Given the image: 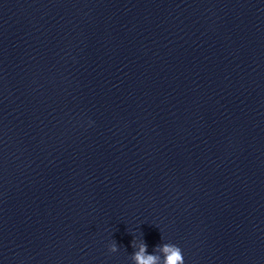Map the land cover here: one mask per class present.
Returning <instances> with one entry per match:
<instances>
[{
	"label": "clouds",
	"instance_id": "obj_1",
	"mask_svg": "<svg viewBox=\"0 0 264 264\" xmlns=\"http://www.w3.org/2000/svg\"><path fill=\"white\" fill-rule=\"evenodd\" d=\"M137 245L133 242V247ZM118 246L113 243L110 247L111 252H116ZM154 252L161 253L164 256L163 264H184V256L179 246L175 244L166 243L159 245L154 249ZM160 255H150L147 253V245L141 240L139 244V251L133 255V260L137 264H160Z\"/></svg>",
	"mask_w": 264,
	"mask_h": 264
}]
</instances>
